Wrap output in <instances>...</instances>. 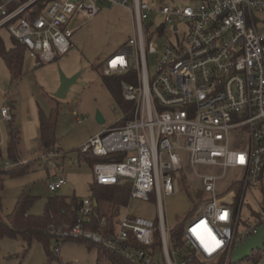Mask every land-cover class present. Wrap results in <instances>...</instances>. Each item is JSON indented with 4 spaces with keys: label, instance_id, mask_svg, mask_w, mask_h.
<instances>
[{
    "label": "built area",
    "instance_id": "2783aa9c",
    "mask_svg": "<svg viewBox=\"0 0 264 264\" xmlns=\"http://www.w3.org/2000/svg\"><path fill=\"white\" fill-rule=\"evenodd\" d=\"M156 2L154 8L148 0H0V31L41 65L73 48L74 32L98 14L99 5L129 12L132 37L106 59L103 74H135L136 83H121L124 101L134 106L132 116L89 138L80 153L122 155L119 162L95 164L93 180L99 186L129 185L130 200L154 197L158 228L126 208L108 236L102 229H83L94 214L83 198L72 236L102 244L136 264H189L193 257L186 256L187 249L202 261L224 256L227 262L264 225V32L254 19V12L264 11V0ZM153 15L159 19L156 26L149 22ZM148 55L157 61L153 74ZM2 121H12L7 107L0 109ZM228 169L238 170L240 177L220 194L218 183ZM190 175L188 187L201 190L203 203L184 228L183 246L174 248L161 201L163 195L179 193ZM65 183L57 174L47 189L56 193ZM247 195L259 212L239 235ZM157 234L160 245L153 251ZM131 239L144 249H135ZM256 256L264 263V252Z\"/></svg>",
    "mask_w": 264,
    "mask_h": 264
},
{
    "label": "rangeland",
    "instance_id": "374dc122",
    "mask_svg": "<svg viewBox=\"0 0 264 264\" xmlns=\"http://www.w3.org/2000/svg\"><path fill=\"white\" fill-rule=\"evenodd\" d=\"M151 6L157 7L156 0ZM188 4V2H183ZM196 3L193 2V5ZM98 14L88 22L82 23L70 39L73 48L50 63L38 65L36 60L24 55L22 76L13 79L0 58V109L7 107L13 115L12 122L0 123V162L14 166L7 154L12 134L16 135L17 156L24 164L23 172L15 177H5L1 191V212H12L17 199L26 194L35 198L30 209L33 215H42L46 200L53 195L86 198L90 195L89 186L93 181L92 168L79 158V151L89 138L101 131L114 127L122 120L123 114L114 98L104 85L102 74L106 59L124 46L132 37V23L129 12L122 7L99 5ZM255 24L264 32V11L254 12ZM156 15L149 22L157 25ZM78 22L76 23V25ZM146 24H148L146 22ZM75 25V24H74ZM182 31V29H181ZM6 48L13 45V40L6 32L0 31ZM161 44V42H159ZM149 70L154 73L155 56H147ZM67 78L77 75L64 99L55 98L60 84V76ZM49 115L56 111V142L60 148L58 154L44 156L39 142L38 111ZM99 114L104 123L97 122ZM52 155V156H51ZM203 171H208L202 168ZM65 180L56 193L47 189V183L56 174ZM240 177V172L228 169L218 183V191L223 194L233 189ZM190 175L185 182L186 188L179 193L162 197V211L166 230L178 225L186 226L198 216L203 203L200 193L189 188ZM188 182V183H187ZM194 182V181H192ZM201 191V190H200ZM101 211L113 215V209L101 204ZM127 208L129 214L150 221H158L159 213L154 197L149 202L129 200L125 208L118 209V215ZM115 212V211H114ZM259 210L246 196L241 209L238 234L244 233L255 221ZM56 243H51L52 256L47 257L45 249L36 240L25 242L21 237H5L0 241V264H97V251L78 242H63L54 253ZM158 258L161 259L160 252ZM240 264H261L258 256L251 257Z\"/></svg>",
    "mask_w": 264,
    "mask_h": 264
},
{
    "label": "trees",
    "instance_id": "16d2710c",
    "mask_svg": "<svg viewBox=\"0 0 264 264\" xmlns=\"http://www.w3.org/2000/svg\"><path fill=\"white\" fill-rule=\"evenodd\" d=\"M41 6L36 7L39 9ZM38 11V10H37ZM13 45L10 48H6L3 40L0 36V58L4 61L11 77L13 79H20L22 74V64L26 49L20 43H18L11 35ZM104 85L114 98L115 102L120 107L123 118L116 126L122 125L125 120L131 118L133 104L127 103L122 97L121 83L129 82L136 83V77L134 73H128L124 75L105 76L102 74ZM13 121V115H12ZM11 121V122H12ZM39 122V142L40 148L44 156L49 154H58L60 148L56 142V111L51 109L50 114L47 116L42 110L38 111ZM16 135L12 134L11 142L7 148L8 158L15 163L12 167H5L0 162V241L5 237L16 238L21 237L25 242L30 243L33 240L41 243L47 257L52 256L50 250L51 243H56L57 248L63 242L74 241L83 244L87 248H95L97 251V264H136L127 259L119 252L107 250L102 244H96L91 240L83 237L74 238L72 236V230L77 224L79 218V210L81 207V198L75 196L65 197L60 195H53L46 200L44 205V212L42 215H33L30 213V209L35 202V198L21 195L15 204L11 213L3 215L1 212V191L3 188V181L5 177H15L23 172L25 168L24 164L19 163V157L17 156L16 149ZM2 154L0 151V160ZM80 160L85 161L93 169L97 163L105 162H119L122 160V155L112 154L106 157H96L92 154H83L79 151ZM181 188H186L184 182ZM90 195L86 197L92 203L94 214L88 220L83 222V229L97 231L102 229L103 234L108 236L113 233L115 220L118 217V209L125 208L130 200V187L125 183L118 184L116 186H99L92 181L89 186ZM200 193V201L202 198V192ZM96 204V205H95ZM101 204L110 206L113 209V215L105 214L101 211ZM106 221L104 226L101 225L102 220ZM154 224L158 228V221ZM184 226L178 225L168 232L169 240L174 248L182 247V236L184 232ZM132 246L137 249H144V247L136 243L131 239ZM159 236L156 235L155 243L150 249L155 251L158 249ZM186 256H192L193 260L189 264H232L231 260L225 262V257H221L213 262H206L199 259L191 250L187 249ZM240 264V263H237Z\"/></svg>",
    "mask_w": 264,
    "mask_h": 264
},
{
    "label": "water",
    "instance_id": "95a60500",
    "mask_svg": "<svg viewBox=\"0 0 264 264\" xmlns=\"http://www.w3.org/2000/svg\"><path fill=\"white\" fill-rule=\"evenodd\" d=\"M78 76H72L70 78L65 77L61 74L60 84L55 93V98L64 99L70 89L75 84ZM96 120L99 124H103L102 117L97 114ZM96 205V204H95ZM264 252V225L260 227L256 234L245 240L242 244H239L236 249L232 252L231 263L237 264L246 259H251L254 252Z\"/></svg>",
    "mask_w": 264,
    "mask_h": 264
},
{
    "label": "crops",
    "instance_id": "0c3cea01",
    "mask_svg": "<svg viewBox=\"0 0 264 264\" xmlns=\"http://www.w3.org/2000/svg\"><path fill=\"white\" fill-rule=\"evenodd\" d=\"M38 127H39V122H38ZM19 162H20V159H19ZM57 174H58V173H57ZM57 174H56V175H57ZM56 175H55V176H56ZM59 175H60V174H59ZM53 178H54V176H53L51 179H53ZM65 181H66V180H65ZM65 185H66V183H65ZM261 264H264V263L261 262Z\"/></svg>",
    "mask_w": 264,
    "mask_h": 264
},
{
    "label": "snow or ice",
    "instance_id": "6c2138e0",
    "mask_svg": "<svg viewBox=\"0 0 264 264\" xmlns=\"http://www.w3.org/2000/svg\"><path fill=\"white\" fill-rule=\"evenodd\" d=\"M242 159V158H241ZM218 243V242H217Z\"/></svg>",
    "mask_w": 264,
    "mask_h": 264
}]
</instances>
